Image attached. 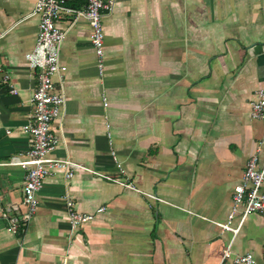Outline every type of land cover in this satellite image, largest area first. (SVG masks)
<instances>
[{
  "label": "crops",
  "instance_id": "obj_1",
  "mask_svg": "<svg viewBox=\"0 0 264 264\" xmlns=\"http://www.w3.org/2000/svg\"><path fill=\"white\" fill-rule=\"evenodd\" d=\"M34 2L0 0V210L12 220L25 210L26 168L10 161L27 158L23 125L38 84L24 58L38 35ZM85 3L66 0L76 9ZM102 24L100 77L88 21L72 14L57 21L66 32V70L55 81L66 110L63 140L49 155L92 171L76 170L66 183L59 172L47 176L35 214L16 233L0 216V264H236L247 252L264 264V212L250 214L235 234L214 224L226 222L264 133L249 114L264 87V0H114ZM105 114L125 177L163 201L95 173L119 174ZM65 191L78 211L105 210L71 233Z\"/></svg>",
  "mask_w": 264,
  "mask_h": 264
},
{
  "label": "built area",
  "instance_id": "obj_2",
  "mask_svg": "<svg viewBox=\"0 0 264 264\" xmlns=\"http://www.w3.org/2000/svg\"><path fill=\"white\" fill-rule=\"evenodd\" d=\"M114 0H86L83 8L69 7L66 0H35L29 15L39 17L38 35L31 50L25 52L24 58L32 69L37 70L38 84L31 96L32 110L23 131L28 135L29 147L26 151L27 158L18 160L13 158L10 163L21 164L26 168L22 185V204L25 210L18 219L12 220L5 210H0V216L7 220L8 230L16 233L20 224L26 225L35 214L38 207L37 193L43 185L44 179L54 173H61L64 182H68L76 170H88L87 166L72 160L68 155L64 158L52 157L49 154L63 140L62 121L66 110V97L62 89H57L55 78L60 77L66 66L60 61V48L65 37V30L57 25L58 19L65 14H72L73 20L84 17L90 25V42L95 53V63L98 75L102 77L105 71L106 54L104 50V28L102 24L103 11L112 9ZM4 82L9 81V75L4 74ZM12 86V85H11ZM62 88V87H61ZM12 93L17 89L12 86ZM256 97L250 101V117L259 119L264 124V87L256 90ZM58 120L57 132L52 131L53 121ZM104 125L110 156L114 161L118 175H102L108 180L129 188L147 198L163 201L152 192L138 188L132 180L124 175V169L113 147L111 123L107 114L104 115ZM6 130V133H9ZM63 202L66 208V219L71 233L76 232L83 224L91 221L97 213L105 210L99 206L95 211L81 212L74 206L72 197L65 191ZM255 212H264V133L257 141L255 151L246 162L241 180L234 186L232 205L227 215L226 222L214 221L222 230L232 231L234 234L247 217ZM236 214H240L235 227L231 225ZM230 256V245L223 251V258ZM236 264H257L254 255L247 252L233 258Z\"/></svg>",
  "mask_w": 264,
  "mask_h": 264
},
{
  "label": "water",
  "instance_id": "obj_3",
  "mask_svg": "<svg viewBox=\"0 0 264 264\" xmlns=\"http://www.w3.org/2000/svg\"><path fill=\"white\" fill-rule=\"evenodd\" d=\"M17 208H19V206H17ZM17 213L19 214L20 213V210H18Z\"/></svg>",
  "mask_w": 264,
  "mask_h": 264
}]
</instances>
